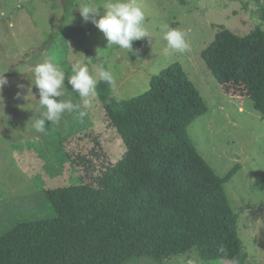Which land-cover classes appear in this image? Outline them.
<instances>
[{
  "label": "rangeland",
  "instance_id": "1",
  "mask_svg": "<svg viewBox=\"0 0 264 264\" xmlns=\"http://www.w3.org/2000/svg\"><path fill=\"white\" fill-rule=\"evenodd\" d=\"M107 0H0V73L8 84L0 90V238L20 223L53 219L47 192L82 184L98 186L100 175L115 165L125 144L109 124L96 90L84 104L72 91L67 75L71 65L84 61L95 77L98 63L107 64L116 80L119 98L148 90L151 79L179 62L208 106L188 134L198 153L224 177L241 168L225 184L231 208L240 215L239 233L246 264H264V118L247 97H228L201 57L214 40L219 25L244 35L264 22L263 0H136L145 13L150 38L134 40L132 50L107 46L104 34L85 22L78 8L100 7ZM99 18L96 13L90 17ZM164 24L186 33L184 53L169 49L162 39ZM55 39L50 41V34ZM50 59L66 71L64 97L79 103L88 115L62 114L59 125L45 121L46 134L32 128L30 118H41L38 90L31 85L32 67ZM23 85V87H18ZM19 93V96L17 95ZM242 108V110H240ZM127 264H227L203 262L196 248L157 261L136 257Z\"/></svg>",
  "mask_w": 264,
  "mask_h": 264
},
{
  "label": "trees",
  "instance_id": "2",
  "mask_svg": "<svg viewBox=\"0 0 264 264\" xmlns=\"http://www.w3.org/2000/svg\"><path fill=\"white\" fill-rule=\"evenodd\" d=\"M218 28L203 61L224 95L249 98L264 118V29L240 35ZM98 66L109 70L104 62ZM95 90L125 153L98 186L47 192L56 217L20 223L2 236L0 264H127L194 248L203 262L246 264L240 215L225 191L241 166L221 177L198 153L188 127L208 106L182 65L171 64L129 99L102 81Z\"/></svg>",
  "mask_w": 264,
  "mask_h": 264
},
{
  "label": "clouds",
  "instance_id": "3",
  "mask_svg": "<svg viewBox=\"0 0 264 264\" xmlns=\"http://www.w3.org/2000/svg\"><path fill=\"white\" fill-rule=\"evenodd\" d=\"M104 9L102 15L99 14L98 8L87 5L76 7L79 9L81 17L85 22L91 19V22L104 34L108 44L107 46H118L121 49L132 50L134 40L150 38L152 34L145 27V13L136 3V0H107L101 5ZM90 13H96L99 16L96 19L90 17ZM162 39L167 42L165 53L169 49L184 53L188 49L186 33L177 28H171L164 24L160 27ZM71 75H67L59 65L50 59L37 62L32 67L33 79L31 85L38 90V107L41 111V118L32 121V128L37 133L46 134L45 121L51 124L59 125L62 114L65 112H77L81 120L88 113L81 110L79 103L74 104L71 98L57 100L56 97H64V82L67 75L68 84L71 85L72 91L84 100L86 106H91L90 101L86 98L95 94L96 85L99 82L107 83L110 88L115 89L116 80L113 73L103 66L98 67L94 77L84 61H78L71 65ZM8 84V79L3 73H0V90ZM18 87H23L19 85ZM19 96V93H17ZM3 98L0 97V102Z\"/></svg>",
  "mask_w": 264,
  "mask_h": 264
},
{
  "label": "crops",
  "instance_id": "4",
  "mask_svg": "<svg viewBox=\"0 0 264 264\" xmlns=\"http://www.w3.org/2000/svg\"><path fill=\"white\" fill-rule=\"evenodd\" d=\"M240 110H242V108H240Z\"/></svg>",
  "mask_w": 264,
  "mask_h": 264
}]
</instances>
